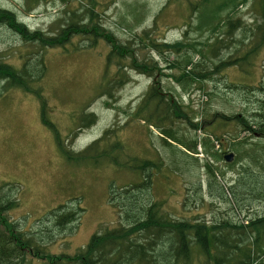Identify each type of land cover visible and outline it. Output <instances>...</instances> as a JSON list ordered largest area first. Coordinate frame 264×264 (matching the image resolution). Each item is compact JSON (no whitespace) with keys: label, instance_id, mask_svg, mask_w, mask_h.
I'll list each match as a JSON object with an SVG mask.
<instances>
[{"label":"rangeland","instance_id":"rangeland-1","mask_svg":"<svg viewBox=\"0 0 264 264\" xmlns=\"http://www.w3.org/2000/svg\"><path fill=\"white\" fill-rule=\"evenodd\" d=\"M197 2L201 0H39L37 7L30 10V0H0V8L13 11L20 21L27 23L29 32L51 31L56 35L63 27V16L69 14L65 10L68 7L71 15L72 11L79 13L83 7L94 9L98 14L95 20L107 29L114 23L111 21L113 18L121 17L122 21H126V8L132 6V17L126 19L135 24L132 26L134 31L125 24L127 31L120 30V37L116 34L120 41L126 42L138 40V36L145 35V30H150L148 35L155 38L170 40L183 37V28L195 20L196 11H204L203 6L193 11V4ZM254 5L253 2L249 3L248 8L239 14L245 26L250 27L256 18ZM245 26L235 27L232 30L234 33L227 36L229 47L221 52L219 50V60H230V56L242 45V40L247 41L253 35L254 29ZM19 33L0 25V63L22 71L30 84L29 91H25L21 87H9L8 79L0 80V197L17 198L15 189H11V186H16L20 203L18 208L9 212L11 219L23 221L27 227H34L39 219L48 217L53 209L75 198L80 199L85 208L81 222L74 230L60 233L61 236L55 242L56 247L51 248L55 253L76 254L89 243L95 233H103L117 225L119 212L112 206V194L114 190L118 194L121 187L142 180L141 174L134 170L131 163L137 157L163 162L161 171L153 176L152 193L156 200L168 203L169 206L184 203L186 211L195 214L192 216L203 218L204 214L206 219L213 220L214 215L209 212L212 197L217 193V188L234 186L232 175L227 172L226 178H220L219 173H216L217 182H213L206 168L188 165L191 162L189 158H183L179 169L174 171L168 157V152H173L166 149L164 138L159 136L163 133L158 132L154 126L152 131L142 118L132 120L123 112V109H134L145 91L159 81L157 76L149 78L136 69L121 71V65H116L114 61L108 65L110 44L101 36L95 45H90L94 36L76 34L69 38V44L47 48L40 41H26ZM207 36L204 32L202 37ZM139 43L135 41V44ZM144 51L150 56H158L157 52L150 50L151 55L141 48L137 53ZM243 55L240 53L238 56ZM240 64L246 67L247 61ZM247 65L250 68L247 71H243L240 66H231L207 82L214 93L207 106L210 118L219 120L221 113L230 115L232 111L242 109L237 104L241 100L239 95L231 92L234 90L231 86L227 87L231 85L230 81L252 84L254 89L260 88L264 81V47L256 53L253 64ZM114 76L119 79L111 81ZM216 84L218 87L223 86V90L216 87ZM175 94L179 95L187 109L197 112L193 118L198 116L202 119L199 114L203 112V99L206 101L209 97H203L195 90L182 99L179 88ZM245 101L249 112L247 114L252 119L250 109L255 100ZM90 113L95 114L91 123ZM43 115L52 126L43 121ZM259 117L264 116L259 114ZM172 120L166 122L171 123ZM215 123L214 129L206 125L205 129L195 133L182 119L175 117L174 128L186 138L204 136V133L220 136L223 126L231 127V138L236 135L233 130L238 128L235 129L233 123L222 126L218 121ZM110 128H114L112 132ZM106 132H111L109 138L97 148L88 149L91 143L102 138ZM251 134L257 137L252 132L241 131L233 141L243 142L246 139L249 144L264 141V137L249 139ZM58 136L65 150L86 149L89 150L87 155L80 161L65 156ZM216 146L219 147L218 144ZM248 147L245 144V148ZM232 149L223 146L221 154L237 153V150ZM103 150H107L108 154H104ZM198 150L196 156L198 159L203 158L201 162L206 157H203L201 151L203 147L199 146ZM110 157L115 158L116 163ZM235 158L228 163L229 170L237 168L241 170L239 174L244 175L245 167L237 164ZM221 159L224 162L223 154ZM225 165L221 162V166L227 169ZM230 172L232 174L235 171ZM250 176L253 183V172ZM246 204L251 207L250 210H264V201L257 198L248 200ZM240 207L237 204L233 208L236 215L240 214ZM212 209L215 210V207Z\"/></svg>","mask_w":264,"mask_h":264},{"label":"trees","instance_id":"trees-1","mask_svg":"<svg viewBox=\"0 0 264 264\" xmlns=\"http://www.w3.org/2000/svg\"><path fill=\"white\" fill-rule=\"evenodd\" d=\"M38 1L30 0L29 9L36 8ZM251 2L255 4L257 15L248 27L243 24L239 14L247 9ZM193 6L194 12L201 6L204 11H196L195 20L183 28V37L170 40L155 38L148 35L150 30H145V35L138 36V40L126 42L119 40V31H127L125 24L130 28L135 25L126 19L132 17V6L126 8V21H122L121 17L113 18L111 21L114 23L107 29L95 20L98 14L94 9L83 7L79 13L72 11L71 15L68 7L65 10L69 11V14L63 16V27L56 35L51 31L29 32L22 25L16 24L14 13L0 9V19L7 20L26 41H40L47 48L64 46L69 44L71 36L80 34L94 36L90 45H95L101 36L110 44L108 65L114 61L116 65H121V71L136 69L149 78L157 76L159 81L154 82L150 89L145 91L134 109H123V112L132 120L142 118L150 128L154 126L158 132L163 133L164 146L173 152H168V157L169 165L174 171L179 169L183 158H189L191 162L188 165L206 168L208 177H211L213 182H217L216 173H219L220 178H226L227 172L235 182L233 187L222 186L224 188L216 189L217 193L212 197V207L209 211L214 215L213 220L206 219L204 214L203 218H198L191 215H195L194 213L186 211L184 203L169 206L168 203L156 200L152 193L153 176L161 171L163 162L135 157L131 163L134 170L141 174L142 180L121 187L118 194V191L114 190L112 194V206L119 212L117 225L103 233H95L89 243L76 254L55 253L51 248L56 247L55 242L61 236L60 233L78 227L85 212L81 200L75 198L62 204L53 209L48 217L39 219L34 227H27L23 221L17 222L8 215L20 205L16 186H11V189H15L17 198L0 197V264H264V210H250L251 207L246 206L248 200L255 198L264 201V141L254 144H249L246 139L245 142L233 141L241 131L257 135L253 137L251 134L249 139L264 137V117H259V114L264 116V81L259 89H254L252 84L243 85L244 83L238 81H230L231 85L228 84L227 87L231 86L234 89L231 92L241 98L237 102L242 107L240 111H232L230 115L221 113L218 116L221 119L216 120L209 117L207 108L214 96L207 82L231 66H240L243 71L249 70L247 64L252 65L256 53L264 47V0H201ZM240 25L254 29L253 35L247 41L242 40V45L230 56V60H219V50L221 52L229 47L227 36H231L234 33L232 30ZM204 32L209 36L203 38ZM135 41L140 43L137 45ZM140 48L146 49L151 55L152 52H157L158 56H150L145 51L138 54L137 50ZM240 53L244 55L238 56ZM242 61H247L246 67L240 64ZM4 79H8L9 87L17 86L25 91L30 89L29 80L22 71L0 63V80ZM113 79L111 81L119 78L114 76ZM222 87L218 88L221 90ZM177 88L182 99L190 96L195 90L203 97H209V100L203 99V112L199 114L202 119L198 116L193 118L197 112L186 108L183 100L175 94ZM245 99L255 100L253 108L250 109L253 113L252 119L248 116ZM89 116L91 123L95 114L90 113ZM175 117L182 119L195 133L205 129L206 125L214 129L215 121L220 122L221 126L233 123L232 126L238 129L233 130L236 135L232 138L230 126H223L220 136L204 133V136L186 138L174 128ZM171 118L172 122L167 123L166 120ZM43 121L49 124L44 115ZM110 129L112 132L114 128ZM111 132H106L102 138L91 143L88 149L97 148L102 141L110 137ZM59 143L64 155L76 161H80L89 151L65 150L60 139ZM245 144L250 147L245 148ZM117 145L118 142L115 146ZM199 146L203 147L201 151L203 157H206L201 162L203 158L198 159L196 156ZM223 146L237 150L234 158L236 154L237 164L245 167L244 175H240L241 170L237 168L229 170V161L223 162ZM181 147L187 150H182ZM103 153L108 154L107 150H103ZM242 153L248 157H243ZM111 159L116 163L115 158ZM221 162L226 164L227 169L221 166ZM230 171L235 172L231 174ZM252 172L253 183L249 178L252 177ZM237 174L240 176L235 178ZM210 183L213 187L212 182ZM237 204L242 206L238 215L233 211Z\"/></svg>","mask_w":264,"mask_h":264},{"label":"flooded vegetation","instance_id":"flooded-vegetation-1","mask_svg":"<svg viewBox=\"0 0 264 264\" xmlns=\"http://www.w3.org/2000/svg\"><path fill=\"white\" fill-rule=\"evenodd\" d=\"M1 10H5V11H8V12H11V13H14L13 11H11V10H7V9H3V8H0ZM14 15L16 16V14L14 13ZM16 18H17V16H16ZM16 24H20V25H22L25 29H29V27L27 26V23L26 22H24V21H20L18 18L16 19ZM0 25H2V26H5V27H8V28H10V29H14L10 24H9V22L7 21V20H1L0 19ZM15 31L17 32V33H19V31H17V29H15ZM35 32H37V31H35ZM20 34V33H19ZM224 153H226V152H224ZM223 153V157H224V154Z\"/></svg>","mask_w":264,"mask_h":264},{"label":"water","instance_id":"water-1","mask_svg":"<svg viewBox=\"0 0 264 264\" xmlns=\"http://www.w3.org/2000/svg\"><path fill=\"white\" fill-rule=\"evenodd\" d=\"M226 160L227 161H232L233 160V158H234V154L233 153H231V154H228V155H226Z\"/></svg>","mask_w":264,"mask_h":264}]
</instances>
